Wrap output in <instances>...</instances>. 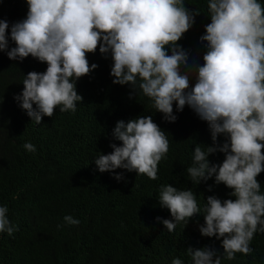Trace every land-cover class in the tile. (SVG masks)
<instances>
[{"label":"clouds","instance_id":"1","mask_svg":"<svg viewBox=\"0 0 264 264\" xmlns=\"http://www.w3.org/2000/svg\"><path fill=\"white\" fill-rule=\"evenodd\" d=\"M26 3L25 19H0V53L20 63L31 56L47 64L44 72L27 73L22 93L14 97L31 121L41 124L57 107L62 113H75L77 102H83L77 82L99 67L90 65L87 54H95L97 48L106 59L110 54L112 83L130 86L122 100L131 105L133 97L141 95L148 103L145 110L169 123H175L187 106L208 125L212 145L196 144L186 171L197 184L214 177L215 184L231 189L235 199L207 198L199 231L220 240L224 252L221 256L207 246L189 247L193 264H222L237 253L250 255L254 234L264 233V193L257 180L264 172V6L258 0H208L211 22L199 38L206 49L201 64L190 60L178 43L201 15L183 0ZM126 115L118 114L111 133L120 146L111 143L112 151L100 153L95 165L100 173L124 169L155 181L158 164L169 151L166 132L152 115ZM23 147L37 151L31 142ZM218 153L225 158L214 164L209 157ZM113 178L124 180L122 173ZM158 200L171 213V219L156 218L169 232L180 223L188 225L201 212L191 189L162 184ZM8 213V206L0 205V233L11 236L19 226ZM64 221L80 224L71 215ZM172 264L183 261L174 258Z\"/></svg>","mask_w":264,"mask_h":264},{"label":"trees","instance_id":"2","mask_svg":"<svg viewBox=\"0 0 264 264\" xmlns=\"http://www.w3.org/2000/svg\"><path fill=\"white\" fill-rule=\"evenodd\" d=\"M183 2L201 15L178 43L189 52L190 60L202 64L206 49L199 38L211 22L208 0ZM258 2L264 6V0ZM27 12L26 0H0V19L21 21ZM14 46L10 41V47ZM87 59L99 67L77 82L83 97L77 111L62 113L57 107L51 118L44 117L37 125L14 97L22 93L25 75L46 71L47 64L31 56L20 63L0 53V205L8 206L9 220L19 226L11 236L0 233V264H172L174 258L193 264L187 249L205 246L222 256L221 241L202 236L199 226L205 223L207 198L235 199L230 196L232 190L216 185L214 177L194 183L186 171L196 144L212 145L207 123L187 106L175 123H169L145 110L143 105L148 103L141 95L128 104L122 99L130 86L112 83L110 54L106 59L97 48ZM135 111L152 115L169 140L155 181L124 169L100 173L94 162L100 153L112 151L111 143L120 146L111 136L118 114L128 117ZM219 141L223 143L224 137ZM28 142L35 145V153L24 149ZM224 158L218 153L209 160L215 164ZM121 173L124 180L113 178ZM257 180L264 193V172ZM162 184L191 189L201 209L188 225L180 223L173 232L156 219H171L170 211L159 204ZM68 215L80 224L65 223ZM250 247V255L237 253L222 264H264V233H255Z\"/></svg>","mask_w":264,"mask_h":264}]
</instances>
